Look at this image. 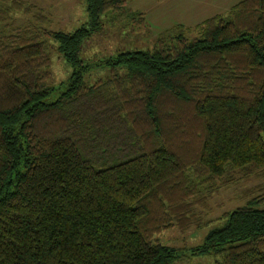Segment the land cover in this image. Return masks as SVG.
Returning a JSON list of instances; mask_svg holds the SVG:
<instances>
[{
    "label": "trees",
    "instance_id": "1",
    "mask_svg": "<svg viewBox=\"0 0 264 264\" xmlns=\"http://www.w3.org/2000/svg\"><path fill=\"white\" fill-rule=\"evenodd\" d=\"M85 1L88 20L67 32L4 31L10 9L31 8L0 0V264H176L183 250L155 236L186 228L231 171L264 175V0L101 59L92 84L87 40L145 18L131 0ZM50 45L71 67L57 85ZM222 219L189 253L264 264L263 201Z\"/></svg>",
    "mask_w": 264,
    "mask_h": 264
},
{
    "label": "rangeland",
    "instance_id": "2",
    "mask_svg": "<svg viewBox=\"0 0 264 264\" xmlns=\"http://www.w3.org/2000/svg\"><path fill=\"white\" fill-rule=\"evenodd\" d=\"M30 6L28 13L9 10L6 16L4 31L16 30L19 27L43 25L52 30L72 31L88 20L85 0H22ZM240 0H131L125 4L126 9L140 12L145 23H129L130 21L107 22L104 29L87 40L81 51L82 59L87 60L92 68L85 73L84 80L92 84L108 74V68L98 66L101 59L116 54L118 51L151 49L159 34L175 25L195 27L205 19L222 14ZM112 13H107L111 16ZM42 16V17H41ZM105 16V15H104ZM2 25H5L3 23ZM191 29L187 35L194 36ZM51 44H55L51 42ZM49 82L57 85L66 80L71 67L54 46L50 45ZM52 96L51 98H53ZM218 189L194 202L191 221L186 228L177 225L163 230L155 236L159 242L183 250V255L176 264H213L214 257L208 255L195 256L189 248L199 245L204 235L212 227L223 223L222 216L235 207L243 205L247 200L260 198L264 203V175H245L231 171L220 180ZM193 220V221H192ZM198 220V222H197ZM209 222L205 224V222ZM197 223L203 224L197 226ZM199 224V225H200Z\"/></svg>",
    "mask_w": 264,
    "mask_h": 264
}]
</instances>
